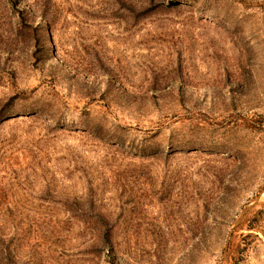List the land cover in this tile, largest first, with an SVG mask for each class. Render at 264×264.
Masks as SVG:
<instances>
[{"label": "rangeland", "instance_id": "374dc122", "mask_svg": "<svg viewBox=\"0 0 264 264\" xmlns=\"http://www.w3.org/2000/svg\"><path fill=\"white\" fill-rule=\"evenodd\" d=\"M0 264H264V0H0Z\"/></svg>", "mask_w": 264, "mask_h": 264}]
</instances>
